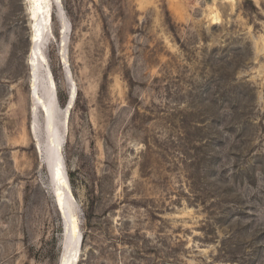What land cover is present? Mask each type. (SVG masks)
Masks as SVG:
<instances>
[{
    "label": "rangeland",
    "instance_id": "obj_1",
    "mask_svg": "<svg viewBox=\"0 0 264 264\" xmlns=\"http://www.w3.org/2000/svg\"><path fill=\"white\" fill-rule=\"evenodd\" d=\"M28 2L0 0V264H59ZM50 7L58 109L77 88L64 155L78 264H264V0Z\"/></svg>",
    "mask_w": 264,
    "mask_h": 264
},
{
    "label": "bare ground",
    "instance_id": "obj_2",
    "mask_svg": "<svg viewBox=\"0 0 264 264\" xmlns=\"http://www.w3.org/2000/svg\"><path fill=\"white\" fill-rule=\"evenodd\" d=\"M28 13L31 27V47L30 55L28 56V64L30 66V82L31 95L33 98V111L37 112V106L44 116V130L46 133V165L49 169V179L52 185V193L58 210L65 218V248L62 251L59 264H78L82 255L83 238L80 239L82 231L80 228L79 219L74 212L72 202L76 201L75 195L66 174L65 165V142L67 133V124L71 109L74 106L77 97V88L73 84L70 88L69 99L65 107L58 109L55 103V91L57 94V84L53 73L48 65L47 57L44 52L45 40L50 35V26L52 24V12L50 0H29ZM217 18L216 13L212 14ZM51 21V22H50ZM61 31L63 33L62 43L60 47H65V36L67 25L62 21ZM48 40V39H47ZM46 46V45H45ZM61 49V48H60ZM40 83H44L43 93L40 94ZM55 89V91H54ZM71 95V99H70ZM54 97V99H53ZM70 100V102H69ZM54 101V102H53ZM59 112L64 115L63 129L60 128L58 119ZM37 119L35 120V122ZM35 132L37 131L35 125ZM40 151L43 152L42 145ZM43 159V158H42Z\"/></svg>",
    "mask_w": 264,
    "mask_h": 264
},
{
    "label": "water",
    "instance_id": "obj_3",
    "mask_svg": "<svg viewBox=\"0 0 264 264\" xmlns=\"http://www.w3.org/2000/svg\"><path fill=\"white\" fill-rule=\"evenodd\" d=\"M68 28V27H67ZM51 29V28H50ZM63 34V33H62ZM65 42H66V39H65ZM62 43L63 45V42H62V39L60 40V44ZM55 91V89H54ZM54 99V97H53ZM70 99H71V95H70ZM54 102V101H53ZM57 102V94H56V91H55V103ZM70 102V100H69ZM70 103H67V106H69ZM38 122V121H37ZM38 127V125L36 124V128ZM38 130V129H36ZM46 161H47V158L45 159V164H46ZM47 166V165H46ZM48 168V167H47ZM48 172H49V169H48ZM73 203V202H72ZM62 217H63V214H62ZM63 220H64V238H65V218L63 217ZM83 236H81V239H80V246H81V240H82ZM65 248V243L63 242V249Z\"/></svg>",
    "mask_w": 264,
    "mask_h": 264
},
{
    "label": "trees",
    "instance_id": "obj_4",
    "mask_svg": "<svg viewBox=\"0 0 264 264\" xmlns=\"http://www.w3.org/2000/svg\"><path fill=\"white\" fill-rule=\"evenodd\" d=\"M82 244H83V242H82Z\"/></svg>",
    "mask_w": 264,
    "mask_h": 264
}]
</instances>
